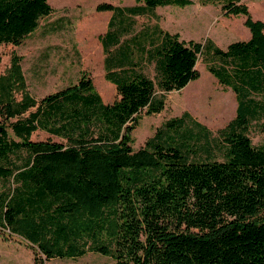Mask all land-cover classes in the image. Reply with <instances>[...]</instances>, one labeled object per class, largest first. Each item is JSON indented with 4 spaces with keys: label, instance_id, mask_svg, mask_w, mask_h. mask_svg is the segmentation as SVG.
Listing matches in <instances>:
<instances>
[{
    "label": "trees",
    "instance_id": "obj_1",
    "mask_svg": "<svg viewBox=\"0 0 264 264\" xmlns=\"http://www.w3.org/2000/svg\"><path fill=\"white\" fill-rule=\"evenodd\" d=\"M136 1L141 4L97 6L113 12L100 40L106 78L119 95L114 102L106 103L84 74L37 99L17 54L0 74V226L48 259L91 251L115 264H264V145L249 135L253 121L264 134V21L242 0H229L225 12L243 15L251 37L226 49L211 40L187 42L155 25L147 36L151 48L142 49L155 62L154 79L122 41L133 26L125 16L193 1ZM52 12L49 0H0V46L22 44ZM200 55L235 92V118L213 134L185 112L135 150L132 132L142 112L165 108L157 88L170 93L198 79ZM39 129L66 143L32 140ZM202 151L210 158L219 151L224 160H192Z\"/></svg>",
    "mask_w": 264,
    "mask_h": 264
},
{
    "label": "rangeland",
    "instance_id": "obj_2",
    "mask_svg": "<svg viewBox=\"0 0 264 264\" xmlns=\"http://www.w3.org/2000/svg\"><path fill=\"white\" fill-rule=\"evenodd\" d=\"M193 4L184 9L174 6H159L149 13L135 19L132 32L123 37L133 45L138 54L139 69L156 79L154 61H144V50L148 49V35L153 36L155 25L165 31L177 32L183 39L190 41L213 39L222 47L245 40L250 34L243 15H227L224 5L229 0H192ZM249 6L254 19L264 21V0H242ZM53 12L40 20L35 33L27 36L22 44H2L0 46V74L11 66L12 56L17 54L23 67L29 91L37 98L77 84L84 75L90 76L97 91L106 103H112L119 95L116 86L105 77V53L100 42V35L108 27L112 11H100V4H113L126 7L139 5L136 0H50ZM144 59V60H142ZM201 78L192 81L185 88L170 93H162L157 88V96H164L165 108L156 114L142 112L139 125L132 132L135 150L143 148L146 141L163 127L166 121L190 112L206 123L210 131L216 134L237 115L238 101L235 93L218 82L208 71L205 55L199 56ZM215 79V80H214ZM21 93H17V98ZM262 99L261 95H255ZM264 100V98H263ZM36 108L31 109L34 111ZM27 112L25 115H28ZM1 119V118H0ZM264 122V117L260 120ZM12 133V130H9ZM249 135L254 145H264V134L259 129V122L250 123ZM34 141L51 140L66 143L62 137L39 129L32 135ZM22 158L27 156L25 149L19 152ZM210 159L224 160L219 151L214 157L202 151L192 160L202 162ZM20 163V162H19ZM4 181L0 179V192ZM115 264V260L98 252L87 251L75 258L54 257L48 259L39 248L23 237L0 226V264Z\"/></svg>",
    "mask_w": 264,
    "mask_h": 264
},
{
    "label": "crops",
    "instance_id": "obj_3",
    "mask_svg": "<svg viewBox=\"0 0 264 264\" xmlns=\"http://www.w3.org/2000/svg\"><path fill=\"white\" fill-rule=\"evenodd\" d=\"M49 2H50V0H49ZM139 5L141 4V3H138ZM190 5H192V4H190ZM190 5H186V6H177V5H169V6H174V7H177V8H179V9H184V8H186L187 6H190ZM134 6H137V5H134ZM126 7H133V6H126ZM145 15V14H144ZM138 16H142V15H137V16H128V14L125 16V18H126V20H125V22H126V24L128 23V22H131V21H133V26H132V30H133V28L135 27V19L136 18H138ZM112 17V16H111ZM111 19V18H110ZM260 20V19H259ZM110 21V20H109ZM124 21V20H123ZM108 24H109V22H108ZM158 25V24H157ZM159 26V25H158ZM160 27V26H159ZM38 28H39V26H38ZM37 28V29H38ZM161 29H162V27H160ZM37 29L34 31V32H32L30 35H32L33 33H35L36 31H37ZM107 30H108V27H107ZM107 30L103 33V34H101L99 37V39H101V37H102V35H104L106 32H107ZM132 30L129 32V33H131L132 32ZM164 30V29H163ZM170 32V31H169ZM170 33H173V32H170ZM174 33H177V32H174ZM179 34V33H178ZM29 35V36H30ZM180 35V34H179ZM250 37H251V32H250V34H248V36H247V38L245 39V40H248V39H250ZM180 38L182 39V40H185V39H183L182 38V36L180 35ZM209 40H211V41H213L217 46H219V47H221L222 49H226L227 47H222V46H220V45H218V43H216V41H214L213 39H211V38H208ZM191 40H193V39H191ZM190 40V41H191ZM185 41H187V40H185ZM193 41H195V42H201V43H205V42H203V40H193ZM100 42H101V40H100ZM187 42H189V41H187ZM128 45H129V47H131V51H132V59H133V61H134V63H138V66H139V61H138V58H137V53L134 51V49H133V45L131 44V43H127ZM101 45H102V47H103V44L101 43ZM138 49H144L145 51H147V50H149L151 47L148 45V49H145V47H144V44H143V46L141 45V47H137ZM103 51H104V48H103ZM148 52V51H147ZM104 53H105V51H104ZM145 60L144 59H142V60H144V61H148V55H147V53H145ZM105 58H106V54H105ZM105 58H104V67H105ZM199 65H200V63H199V61H198V64H197V68H198V70L200 71V69H199ZM209 71V70H208ZM24 72V71H23ZM201 76H202V74H201V71H200V77L198 78V79H196V80H194V81H197V80H199L200 78H201ZM105 77H106V67H105ZM107 79V78H106ZM215 80V79H214ZM110 82V81H109ZM192 82V81H191ZM190 82V83H191ZM218 82H219V80H218ZM94 83V82H93ZM189 83V84H190ZM220 83V82H219ZM113 84V83H112ZM220 85H222L221 83H220ZM222 86H224V87H226V88H229L230 90H232L233 91V89L231 88V87H229V86H225V85H222ZM96 88V87H95ZM97 90V89H96ZM234 92V91H233ZM235 93V92H234ZM100 94V93H99ZM101 95V94H100ZM236 95V94H235ZM102 96V95H101ZM103 98V97H102ZM190 113V112H189ZM190 115L193 117V118H195L196 120H198L199 122H201L202 124H204L205 126H207V128L208 129H210V127L206 124V123H204L203 121H201L199 118H196L195 116H193L191 113H190ZM223 128V127H222Z\"/></svg>",
    "mask_w": 264,
    "mask_h": 264
}]
</instances>
